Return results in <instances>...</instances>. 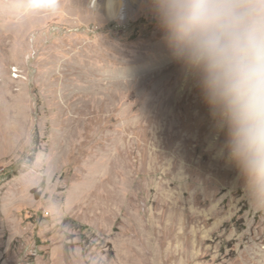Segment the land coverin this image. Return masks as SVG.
Instances as JSON below:
<instances>
[{
	"label": "rangeland",
	"instance_id": "rangeland-1",
	"mask_svg": "<svg viewBox=\"0 0 264 264\" xmlns=\"http://www.w3.org/2000/svg\"><path fill=\"white\" fill-rule=\"evenodd\" d=\"M57 3L0 0V264H264V179L221 118L154 136V70L178 76L173 102L200 89L147 0Z\"/></svg>",
	"mask_w": 264,
	"mask_h": 264
},
{
	"label": "clouds",
	"instance_id": "clouds-1",
	"mask_svg": "<svg viewBox=\"0 0 264 264\" xmlns=\"http://www.w3.org/2000/svg\"><path fill=\"white\" fill-rule=\"evenodd\" d=\"M55 12L57 0H41ZM175 59L221 118L231 161L264 179V0H147Z\"/></svg>",
	"mask_w": 264,
	"mask_h": 264
},
{
	"label": "bare ground",
	"instance_id": "bare-ground-1",
	"mask_svg": "<svg viewBox=\"0 0 264 264\" xmlns=\"http://www.w3.org/2000/svg\"><path fill=\"white\" fill-rule=\"evenodd\" d=\"M158 37H163L161 32L155 33V38ZM162 51L166 53L165 50ZM156 54L159 56L158 53ZM161 78H163L162 81H160ZM154 80L153 131L156 140L160 142L172 139L173 144L180 143L182 146L194 141L193 138L196 134H202L206 124L204 127L197 129L200 124L194 118V114L188 112V110L190 111L192 108L203 110L202 108L207 106L201 92L198 91V99H195V101L192 97L183 96L173 102V95L179 79L171 71L169 65L156 68L154 70ZM190 134L192 139L188 137Z\"/></svg>",
	"mask_w": 264,
	"mask_h": 264
},
{
	"label": "water",
	"instance_id": "water-1",
	"mask_svg": "<svg viewBox=\"0 0 264 264\" xmlns=\"http://www.w3.org/2000/svg\"><path fill=\"white\" fill-rule=\"evenodd\" d=\"M31 193L34 195V198L36 200H38L41 197V193L36 188L32 189Z\"/></svg>",
	"mask_w": 264,
	"mask_h": 264
}]
</instances>
